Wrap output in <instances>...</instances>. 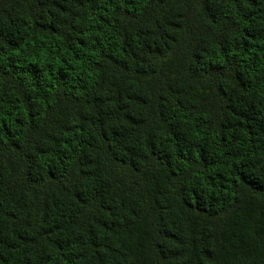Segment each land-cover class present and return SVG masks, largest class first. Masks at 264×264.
Wrapping results in <instances>:
<instances>
[{
  "label": "trees",
  "instance_id": "16d2710c",
  "mask_svg": "<svg viewBox=\"0 0 264 264\" xmlns=\"http://www.w3.org/2000/svg\"><path fill=\"white\" fill-rule=\"evenodd\" d=\"M0 264H264V0H0Z\"/></svg>",
  "mask_w": 264,
  "mask_h": 264
}]
</instances>
